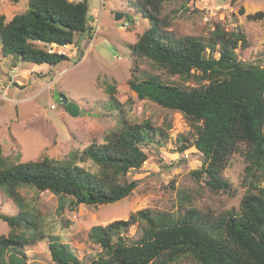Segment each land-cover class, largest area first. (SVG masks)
Listing matches in <instances>:
<instances>
[{"label": "trees", "instance_id": "trees-1", "mask_svg": "<svg viewBox=\"0 0 264 264\" xmlns=\"http://www.w3.org/2000/svg\"><path fill=\"white\" fill-rule=\"evenodd\" d=\"M167 1L171 0H138V9L150 25L130 46L133 53L171 74L185 80L196 77L199 85L184 88L157 77L133 76L129 86L138 98L178 110L199 123L194 145L204 158L193 173L206 174L213 188H227L222 172L228 159L237 151L244 154L248 188L240 209L215 214L189 206L174 215L142 208L127 219L95 224L88 236L100 249L89 261L81 259L69 242L49 235L56 264H182L184 258L194 264H264V64L245 65L238 59L236 48L246 45L241 30L217 26L207 41L175 35L161 16ZM263 16L262 10L247 15L250 19ZM89 21L88 0H29L27 8L10 20L0 14L2 55L36 64L70 60L66 53L50 51L51 44H75L76 37L84 34L92 38ZM82 56L81 51L77 61ZM107 87L112 106L118 105L115 85ZM120 123L102 143L72 150L61 159L44 156L12 162L3 154L0 141V190L19 208L13 215L0 212V219L10 225V231L0 235V264H29L24 247L46 235L21 187L59 195L61 210L67 197L73 207L97 206L122 200L134 191L139 182L127 179V174L147 160L143 145L151 139L153 127L126 118ZM133 225L141 229L137 239L127 233Z\"/></svg>", "mask_w": 264, "mask_h": 264}, {"label": "rangeland", "instance_id": "rangeland-1", "mask_svg": "<svg viewBox=\"0 0 264 264\" xmlns=\"http://www.w3.org/2000/svg\"><path fill=\"white\" fill-rule=\"evenodd\" d=\"M28 1L0 0V14L11 19L27 8ZM88 2L93 37L78 35L75 44L63 45L66 47L61 49L52 45L54 51L71 58L54 67V84H46L49 78L28 79L26 72L3 87L7 97L0 100L3 154L12 162L44 156L61 159L72 150L102 143L105 135L117 130L120 120L126 118L131 122H147L153 127L151 139L143 145L148 158L140 168L127 174V179L138 180V186L129 196L114 203L73 207L71 197H67L66 207L61 210L59 195L49 190L21 187L19 190L25 200L36 208L46 234L24 247L29 264H56L50 253L49 235L69 242L81 259L89 261L100 249L88 236L95 224L127 219L142 208L174 215L183 214L189 206L215 214L238 210L248 188L245 182L248 161L241 151L231 154L222 172L228 182L226 189L213 188L206 174L195 175L193 171L201 168L204 158L194 145L199 123L178 110L138 98L129 86L133 76L157 77L184 88L198 86L200 82L196 77L185 80L179 74H171L151 59L133 53L130 44L150 25V19L138 9V0ZM259 10L264 11V0H171L164 3L161 16L166 17L167 28L175 35H194L205 41L217 26L228 31L241 30L246 35V45L236 48L238 59L245 65H262L264 16L247 17ZM117 12L122 13L120 19H116ZM127 21V25L124 24ZM81 51L83 56L77 61ZM214 55L219 56V53L216 51ZM10 67V60L2 55L0 38V76L10 73ZM62 69L65 71L61 73ZM113 84L119 103L114 102L112 106L107 86ZM56 90L79 104L84 113L70 115L66 105L56 97ZM12 97L27 98L14 102ZM242 149L244 151L245 146ZM261 184L264 185V176ZM0 212L9 215L19 212L15 201L2 190ZM9 231L10 225L0 219V235ZM127 233L137 239L141 229L133 225ZM182 264H194V261L184 258Z\"/></svg>", "mask_w": 264, "mask_h": 264}, {"label": "crops", "instance_id": "crops-1", "mask_svg": "<svg viewBox=\"0 0 264 264\" xmlns=\"http://www.w3.org/2000/svg\"><path fill=\"white\" fill-rule=\"evenodd\" d=\"M14 16V15H13ZM10 20V19H7ZM42 44V43H41ZM54 45V47H56V49H61L62 46H58L56 43L51 44V46ZM66 47V46H63ZM8 61L10 60V73H7L4 77L0 76V100H4L3 97L7 98L6 96H4L3 94V87L8 84L10 82V80L12 79V81H14L15 79H18L20 74H24L26 73L28 79H31L32 77H42V78H49L48 83H50V86H52V84H54V78L56 77L54 75V67H57V65H50L47 63H43V64H36V63H32V62H25V61H13L12 57H5ZM65 69H62L60 72H64ZM56 85V84H55ZM14 98L13 101H24L26 100L25 97L23 98H16V97H12Z\"/></svg>", "mask_w": 264, "mask_h": 264}, {"label": "water", "instance_id": "water-1", "mask_svg": "<svg viewBox=\"0 0 264 264\" xmlns=\"http://www.w3.org/2000/svg\"><path fill=\"white\" fill-rule=\"evenodd\" d=\"M121 17H122V13L117 12L116 13V19H120ZM127 17H128V15H126V18ZM56 97L58 99H61L62 102L66 105V108H67L70 115L78 116V115H82L84 113V111L81 109L79 104L70 100L65 94L60 93L58 90H56Z\"/></svg>", "mask_w": 264, "mask_h": 264}, {"label": "built area", "instance_id": "built-area-1", "mask_svg": "<svg viewBox=\"0 0 264 264\" xmlns=\"http://www.w3.org/2000/svg\"><path fill=\"white\" fill-rule=\"evenodd\" d=\"M75 1H80V0H75ZM127 23H128V21H127V22H125L124 24H126V25H127ZM122 27H124V25H122ZM50 51H54V50H53V48H51V49H50Z\"/></svg>", "mask_w": 264, "mask_h": 264}]
</instances>
